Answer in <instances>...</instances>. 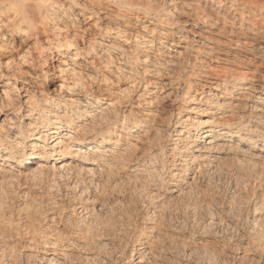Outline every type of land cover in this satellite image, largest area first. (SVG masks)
Listing matches in <instances>:
<instances>
[{
  "label": "rangeland",
  "instance_id": "1",
  "mask_svg": "<svg viewBox=\"0 0 264 264\" xmlns=\"http://www.w3.org/2000/svg\"><path fill=\"white\" fill-rule=\"evenodd\" d=\"M77 1L79 4L71 1L74 8L72 7L71 17L68 18L69 26L60 31L70 36L76 32L83 36L85 44L80 41L83 48L80 49L76 60L73 57L74 50L68 53L66 50L61 51H65L68 58L67 55L63 57L55 49L42 47L43 44H47L43 41L47 35L52 34L51 37L54 38L58 33H55L51 27L48 29L49 33H42L40 37L42 42L38 46L34 47L33 42L30 41V44L18 42L12 46L8 44L0 48V125H3L0 126L3 130L0 129V133L5 134L8 131L7 133L14 136L17 131L21 130L24 135L19 140L23 144H27L30 142L25 138L27 131L36 129L40 123L45 121V118L41 117L40 110H49L55 101H60L61 113L60 111L59 113L62 114L66 109L63 100L67 97L76 96L84 100L85 96L90 94L94 98L100 96L101 105L107 106L108 103L113 102L116 108L119 107V114H115L113 110L108 112L114 115L106 112L111 116L119 115L115 122L118 128L115 129L116 133L112 135L110 143H106L110 150L107 151V156L105 155L107 157L105 163L98 161L100 165H97L93 164L92 160L88 164H84L88 167L93 166L94 169H90L93 171L86 172V169L83 170L80 167L78 170V167L75 169L71 167V169L69 167L52 168L51 165L54 162L57 167L63 162L78 161L81 163L78 158L75 160L70 158L69 153H66L64 159L59 161L50 157L44 168H37L38 164L21 168L20 164L27 159L28 153H33V151L36 152V156H32V160L36 163L39 161L37 158L39 148L31 150L29 144L25 145V148L20 146L15 150V156L18 159L15 158L6 166L0 164V167L2 166L0 169V263L136 264L142 251L141 243L153 242V238H156L154 241L158 239L156 243L160 244H156V249H158L154 250L156 255L154 253L151 256L147 255L146 260L149 261V264L150 262L151 264H264V158L251 155L254 154L252 152L259 151L250 148L248 153L245 150L237 148L236 150L235 147L227 146L221 151L212 152L211 156H222V159L218 160L221 162L216 161L214 163L216 166L203 169L202 174L201 172L197 173L196 188L189 189L188 186L185 187L186 183L181 182L186 188L184 195L171 192L172 185L164 184L162 186L161 179H158L160 176L150 178L149 181L145 180L146 183L142 179L141 181L139 177L145 173V161L140 158L135 159L140 154L142 147H147L154 133L158 131L161 141H164L163 145H166V149H163L165 150L163 176L170 178L171 172H176V165L181 161L177 153L170 151L177 132L181 128L180 125H182L180 120L182 121V118L187 115L196 116L197 113L204 115L202 112L191 111V109L194 106L205 108L209 93L212 95L214 92L221 94L219 89H211L212 86H215L214 82L220 78L208 76L206 72H211L217 67L219 70L229 73L240 69L251 71L255 67L254 72H249L248 77L241 76L238 82L241 81L240 83L245 84L255 81L258 83L260 80L256 81V79L264 75V41L251 39V36L256 32L246 27L249 24L247 21L239 20L235 23L230 21L235 15L238 17L240 13L237 10L234 11L233 8L227 16L225 28H218L224 20L222 19L224 11L222 9L216 11L217 6L212 7L210 0H175V2L167 3L165 7H177L174 19H165L157 12L141 13L137 17L135 11L133 14L126 11L128 15H124L123 12L131 8L128 6L129 2H132L131 0ZM160 1L163 3L165 0ZM182 2H185V7ZM196 6L198 7L196 8ZM74 13L80 17V22L76 25L72 23ZM179 13L181 16H177ZM190 14L191 16H189ZM197 14L200 16L210 15L209 21L218 15V18H215L220 21L210 26L211 24L208 22L204 24L199 21ZM177 18L183 19V21L179 22ZM240 22L242 24H238ZM106 24L113 29L108 32L103 31ZM119 26L121 29L118 28ZM133 28H139L142 32L141 35L145 38H140ZM119 30H126V33L119 34ZM183 36L191 42H195L187 47ZM180 37L182 40L179 42ZM78 38L81 37L78 36ZM126 39L128 42L125 41ZM151 39H154V42L149 48L147 45H150V41L148 42V40ZM237 39L241 43L238 44ZM137 42L140 45H136ZM258 43L262 44V49L255 48ZM134 44L135 46H133ZM243 44H245L244 47ZM91 47L92 49H90ZM158 47L163 48L161 52ZM27 49L33 50V57L30 56L28 60L24 61L18 57V53L22 55ZM185 49L186 51H184ZM195 55L197 58L194 57ZM46 57H49L48 62L45 61ZM6 60H12L9 68L3 67L1 64ZM61 60H64V64H61ZM92 60L93 62H91ZM58 66L65 69L64 74L59 71ZM160 66H163L162 70L159 73L155 72V69ZM146 68L148 71L145 70ZM12 73H16V76H10ZM67 77L70 85L73 84L71 80L79 79L76 86L70 90L67 86L63 88L60 86L62 83L67 84V80H62ZM240 90L243 89L239 87V91H234L232 99L228 100L236 102L237 97L241 94ZM3 91L7 92L8 96H4ZM185 91L188 92V96H181ZM156 93L160 98L158 97L151 103L150 100ZM190 96L195 98L193 101L187 102L185 99ZM9 100H12L11 103ZM246 103H248L247 107L250 111L254 101L249 97L246 99ZM78 108H84V106L81 105ZM96 108L101 109L100 107ZM124 113L126 115L130 113L127 125H133L131 132L126 133L129 129L122 131L124 135L117 144L119 138L117 134L123 127ZM35 117H38L37 120ZM90 120L92 118L88 116L76 119L77 124L88 123ZM136 120L147 122L140 123L139 126L134 123ZM92 125H95L93 121L88 126H91L90 130L93 128ZM99 125L101 126L100 122ZM88 127L87 129H89ZM70 131L71 128L62 130V134ZM91 131L90 133H92ZM145 131L147 132L144 133ZM135 141L134 149L131 146L133 144L130 143ZM260 141L259 147L262 144ZM242 147L246 149L248 146L242 145ZM129 150L132 152L129 153ZM147 154L149 155L148 152L144 153L145 160L149 159L150 155ZM165 154L166 156H164ZM126 160L133 163H124ZM56 162L58 163L56 164ZM23 163H27L26 160ZM122 164H127V167L123 168ZM135 166L139 167L132 172L131 170ZM157 167L161 169L160 166ZM34 168L35 170L32 171ZM114 168L115 170H113ZM92 172L94 173L91 174ZM150 191L158 193V196L153 197L155 194L149 193ZM137 199L138 201H136ZM160 214L162 219L158 216ZM109 221L111 225H114V227L109 225L110 228L116 231L106 227ZM104 222L108 223L105 225ZM147 226H151V229ZM154 227H157V230L155 229L153 235L151 231ZM87 228L89 229L88 235ZM159 229L161 232L158 231ZM259 243L260 247H258ZM256 246L261 249L258 250ZM51 255L56 258L54 262H49L46 259Z\"/></svg>",
  "mask_w": 264,
  "mask_h": 264
},
{
  "label": "bare ground",
  "instance_id": "2",
  "mask_svg": "<svg viewBox=\"0 0 264 264\" xmlns=\"http://www.w3.org/2000/svg\"><path fill=\"white\" fill-rule=\"evenodd\" d=\"M74 1L75 3L79 4L77 0H0V48L5 47V45L11 44L14 45L18 42L25 43V44H30V41H32V45L38 46L39 43L42 42V33H49V28L51 27L56 35L55 37H51V35H47L44 42L47 44H43L42 47H47L48 49H55V51L59 52L63 57H65L70 51H75L74 54V59L79 56L80 51L82 50L83 46H81L80 41L82 44H85L83 36L79 33L73 32L74 35L70 36L68 34H63L60 32L61 30L67 28L68 25V18L71 17L70 15L72 14V7L74 4L71 2ZM132 2H129V5L131 8L126 9L125 12H123L124 15L126 14V11H130V13H137V17H139L138 14L141 13H153L157 12L160 16H164L165 19H174L175 18V9L177 8L176 6L174 8H168L165 7V5L171 2H175V0H165L163 3H161L160 0H131ZM179 1V0H178ZM177 1V2H178ZM181 1V0H180ZM190 1V0H189ZM88 2V1H87ZM104 2V1H103ZM213 6H217L216 11H220L222 9L224 13L222 14L224 19L221 24L218 26V28H225L226 25V19L228 14L230 13L231 9L233 8L234 11H239V16L231 19L230 21L235 23L236 21L239 22L241 20L242 22L247 21L249 24L248 27L249 29L253 30L256 32L253 36H251L252 40L256 41H264V0H210ZM90 3V2H89ZM88 3V4H89ZM183 3V2H182ZM185 3V2H184ZM183 3V4H184ZM87 4V3H86ZM93 4V3H92ZM5 5L13 6L10 8H6ZM110 5V4H109ZM172 5V4H171ZM177 5V4H176ZM179 5V4H178ZM90 6L91 3H90ZM107 6V5H106ZM192 6V4H191ZM195 6V5H194ZM180 7V6H179ZM185 7V4H184ZM193 7V6H192ZM198 6H196L197 8ZM74 8V7H73ZM93 8V7H92ZM95 8V7H94ZM99 8V7H98ZM97 8V9H98ZM182 9V7H180ZM203 8V7H202ZM117 9V8H116ZM192 9V8H191ZM190 9V10H191ZM203 10V9H201ZM78 11V10H77ZM81 11V10H80ZM192 11V10H191ZM211 11V10H210ZM222 12V11H221ZM200 13V12H199ZM219 13V12H217ZM235 13V12H234ZM118 14V13H117ZM116 14V15H117ZM180 14V13H179ZM177 16H181V14ZM203 14V13H202ZM201 14V15H202ZM210 14V12H209ZM214 14V13H212ZM211 14V15H212ZM130 15V14H129ZM151 15V14H150ZM191 16V14L189 15ZM194 16V15H193ZM218 16V15H217ZM215 16V17H217ZM230 16V15H229ZM74 19L72 23L75 25L80 22V17H77L76 14L74 13ZM141 17V16H140ZM198 20L204 22L210 23L209 25L212 26L216 24L217 22L220 21V19H217L214 17L213 20L209 21L210 15L207 16H200L197 14ZM124 18V17H123ZM146 18V17H145ZM189 18V17H188ZM231 18V17H229ZM151 19V18H150ZM160 19V18H158ZM164 19V20H165ZM119 20V19H118ZM183 21V19H181ZM179 18H177V21L181 22ZM192 20V19H191ZM124 22V21H123ZM187 22V21H184ZM183 22V23H184ZM129 23V21H128ZM207 23V24H208ZM238 24H242L241 22ZM73 25V24H72ZM80 25V24H79ZM107 25V24H106ZM103 27V31L108 32L109 30H112L113 28L107 26ZM149 25V24H148ZM150 28V26H147ZM241 27V26H240ZM245 27V26H244ZM71 28V27H70ZM121 29V26L118 27ZM144 28V27H143ZM170 28V27H169ZM183 28V27H181ZM79 29V28H78ZM124 29V28H123ZM152 29V28H151ZM127 30V29H126ZM126 30L120 31L119 34L126 33ZM133 30L140 36V38H145L142 34V32L139 30V28H133ZM145 32H148V30L143 29ZM157 30V29H155ZM247 30V29H245ZM52 31V30H51ZM193 31V30H192ZM206 31V30H205ZM69 32V31H68ZM72 32V31H71ZM153 32V31H152ZM241 32V31H240ZM243 32V31H242ZM246 32V31H245ZM128 33V32H127ZM133 33V32H132ZM154 33V32H153ZM195 33V32H194ZM61 34V36H60ZM72 34V33H71ZM104 34V33H103ZM134 34V33H133ZM193 34V33H192ZM247 34V33H246ZM44 35V34H43ZM95 35V34H94ZM129 35V34H128ZM167 35V34H166ZM183 35V34H182ZM248 35V34H247ZM9 36V37H8ZM81 37L80 39L78 38ZM130 36V35H129ZM136 36V35H135ZM186 36V35H185ZM183 36V41L185 40L187 43V47H190L191 43L195 41H190L188 38ZM250 36V35H249ZM119 37V36H118ZM122 37V36H121ZM123 39V38H122ZM192 39V38H191ZM214 39V38H213ZM233 39V38H232ZM242 39V38H241ZM121 40V39H120ZM126 39L125 41H127ZM166 40V39H165ZM182 40V37L179 38V42ZM193 40V39H192ZM198 40V39H197ZM234 40V39H233ZM88 41V40H87ZM150 41L149 48H151L154 39L148 40ZM184 41V42H185ZM114 42V41H113ZM121 42V41H120ZM128 42V41H127ZM147 42V43H148ZM161 42V41H160ZM236 42L239 44L241 43L240 40H236ZM252 43V41H250ZM169 43V42H168ZM247 43V42H245ZM257 43V42H256ZM88 44V43H87ZM95 44V43H94ZM126 44V43H125ZM155 44V43H154ZM202 44V43H201ZM264 44V43H263ZM31 45V46H32ZM138 44V42L136 43ZM205 45V44H204ZM108 46V45H107ZM135 46V44L133 45ZM245 44H243V47ZM247 46V45H246ZM32 47V48H34ZM73 47V48H71ZM186 47V49H187ZM199 47V46H198ZM214 47V46H213ZM242 47V46H241ZM7 48V47H6ZM22 48V46H21ZM30 48V47H29ZM96 48V47H95ZM143 48V47H142ZM145 48V47H144ZM148 48V47H147ZM159 51L164 48L158 47ZM184 48V47H183ZM240 48V47H239ZM253 48V47H252ZM257 49H262V44L258 43L256 45ZM10 49V48H9ZM8 49V50H9ZM81 49V50H80ZM92 49V47L90 48ZM106 49V48H105ZM186 49L184 51H186ZM198 49V48H197ZM14 50V48H13ZM62 50H66L61 52ZM146 50V49H145ZM149 50V49H148ZM180 50V49H179ZM32 49H27L24 54L20 55L21 53H18V57L24 61L28 60L30 56L33 57ZM86 51V50H85ZM5 52V51H4ZM165 52V51H164ZM252 52V51H251ZM9 53V52H8ZM45 53V52H44ZM52 53V52H51ZM135 53V52H134ZM159 53V52H158ZM181 53V52H180ZM185 53V52H184ZM194 53V52H193ZM198 53V52H197ZM125 54V53H124ZM167 54V53H165ZM164 54V55H165ZM169 54V53H168ZM183 54V51H182ZM3 56V55H2ZM46 56V55H45ZM68 56V55H67ZM172 56V55H171ZM174 56V55H173ZM180 56V54H179ZM178 56V57H179ZM31 57V58H32ZM52 57V56H51ZM148 57V56H147ZM146 57V58H147ZM195 58L196 55L194 56ZM37 58V57H36ZM40 58V57H39ZM69 58V56H68ZM160 58V57H159ZM194 58V59H195ZM199 58V57H198ZM49 57L45 58V61L48 62ZM67 59V58H66ZM125 59V58H124ZM134 59V58H133ZM181 59V58H180ZM203 59V58H202ZM244 59V58H243ZM246 59V58H245ZM32 60V59H31ZM65 60V59H64ZM64 60H61V64H64ZM72 60V59H71ZM76 60V59H75ZM146 60V59H145ZM149 60V59H147ZM154 60V59H153ZM201 60V59H200ZM12 60H6L5 62H2L1 64L3 67L9 68L10 63ZM136 61V60H135ZM198 61V60H197ZM202 61V60H201ZM250 61V60H249ZM253 61V60H251ZM45 62V63H46ZM93 62V60L91 61ZM96 62V61H95ZM181 62V61H180ZM178 63V62H177ZM182 63V62H181ZM208 63V62H207ZM255 63V61H254ZM257 63V62H256ZM15 64V63H14ZM100 64V63H99ZM138 64V63H137ZM145 64V63H144ZM149 64V63H148ZM151 64V63H150ZM149 64V65H150ZM155 64V63H152ZM159 64V63H158ZM259 64V63H258ZM103 65V64H102ZM156 65V64H155ZM163 65V64H162ZM144 66V65H143ZM201 66V65H198ZM12 67V66H11ZM15 67V66H14ZM19 67V65H18ZM139 67V66H138ZM163 67V66H162ZM162 67L160 66L159 68L155 69V72L159 73V71L162 70ZM202 67V66H201ZM211 67V66H210ZM217 67V66H216ZM17 68V67H16ZM59 71L61 73H65V69L63 67L58 66ZM142 68V67H141ZM151 68V67H150ZM154 68V67H153ZM251 68V67H250ZM255 68V67H254ZM251 70V71H243V70H234L232 72H227V71H222L219 70L218 67L217 69L211 70V72H206L208 76H213L220 78V80H217L214 82L215 86L210 85L211 89H219L221 91V94H218L216 92L211 93L210 96L206 99L208 101L207 105L205 108H202V106H194L191 111L195 112H202L204 115L201 113H197L196 116L192 115H187L186 117L182 118V123L181 128L177 132V137L174 139L175 141L173 142L174 145L171 147L170 151L172 153H177L178 156H180L179 163L176 165V172H171L170 178H166L163 176V170L165 169L163 164L164 159H163V150L166 145L164 144V141H161V137H159L158 131L154 133L153 138L151 139L150 143L147 145V147H142V150L140 154L137 155L135 159H142L145 161V167L143 173V176L139 177V179L143 181H149L150 178H155L158 177V179H161V185L163 186L164 184H169L172 185L173 187L171 188V192H178V195H184L185 193V187H189V189L196 188L197 184L196 182V176L197 173L201 174L203 173V169H206L208 167H213L216 161L222 159L221 155L211 156L212 152H215L217 150H222V148H225L227 146L235 147L238 150L242 149L245 152L249 151L248 149L251 148L255 149L259 152H252L254 154L251 155H257V156H263L264 158V75H261L256 79V81H259L258 83H255V81L250 82V83H245L242 84L238 82L240 80V77H248L249 72H254L256 69ZM4 69V68H3ZM99 69V68H98ZM149 69V67H148ZM146 68L145 70L148 71ZM152 69V68H151ZM208 69V68H207ZM236 69V68H235ZM260 69V68H259ZM2 70V69H1ZM13 70V69H12ZM205 70V69H204ZM226 70V69H225ZM6 71V70H5ZM9 71V70H7ZM17 71V70H16ZM22 71V70H20ZM67 71V69H66ZM75 71V70H74ZM122 71V70H121ZM154 71V70H153ZM199 71V70H198ZM18 72V71H17ZM25 72V71H24ZM119 72V71H117ZM164 72V71H163ZM139 73V72H138ZM141 73V72H140ZM23 74V73H22ZM77 74V73H76ZM75 74V75H76ZM145 74V73H144ZM143 74V75H144ZM163 74V73H162ZM251 74V73H250ZM8 75V74H7ZM125 75V74H124ZM206 75V74H205ZM10 76H16V73H12ZM9 76V77H10ZM3 77V76H2ZM20 77V76H19ZM74 77V76H73ZM96 77V76H95ZM140 77V75H139ZM143 77V76H142ZM146 77V76H145ZM205 77V76H204ZM72 78V77H71ZM76 78V77H75ZM78 78V77H77ZM118 78V77H117ZM4 79V78H3ZM69 80V78L62 79L63 81ZM74 79V78H72ZM91 79V78H90ZM96 79V78H94ZM243 79V78H242ZM6 80V79H5ZM62 83L60 86L63 88L64 86H67L68 89H72L76 84L79 82L78 80H71L73 83L70 85ZM144 80V79H143ZM147 80V79H146ZM145 80V81H146ZM254 80V79H253ZM9 81V80H8ZM86 81V80H85ZM92 81V80H91ZM96 81V80H95ZM107 81V80H106ZM144 81V82H145ZM212 81V80H211ZM11 82V81H10ZM89 82V81H88ZM147 82V81H146ZM91 83V82H90ZM88 83V84H90ZM111 84V83H110ZM8 85V84H7ZM115 85V84H114ZM85 86V85H84ZM83 86V87H84ZM16 87V86H15ZM79 87V86H78ZM240 96H238L236 102L234 100L229 101L228 99H232V94L234 91H239ZM91 88V87H90ZM120 88V87H119ZM154 88V87H153ZM87 89V88H86ZM84 89V90H86ZM138 89V88H137ZM163 89V88H162ZM189 90V89H188ZM113 91V90H112ZM134 91V90H133ZM161 91V90H160ZM74 92V91H73ZM125 92V91H124ZM4 96L7 95L5 91H3ZM76 94V93H75ZM79 95V94H78ZM122 95V94H121ZM159 94H155L154 97L150 100L151 103L153 100H156L159 96ZM8 96V95H7ZM180 96V95H179ZM181 96H188V92L185 91L184 93L181 94ZM180 96V97H181ZM207 96V95H206ZM35 97V96H34ZM126 97V95H125ZM130 97V96H129ZM250 97L251 100L254 101L253 108L248 110V103H246V99ZM8 98V97H7ZM11 98V97H10ZM93 98V100H92ZM118 98V97H117ZM120 98V97H119ZM160 98V97H159ZM162 98V97H161ZM172 98V97H171ZM176 98V97H175ZM195 97L190 96L189 98L185 99L187 102L193 101ZM221 98V99H220ZM131 99V98H129ZM181 99V98H180ZM46 100V99H45ZM48 100V99H47ZM163 100V99H162ZM12 100H9L11 103ZM64 101V106L66 109L61 113V105L60 101H55L53 103V106L51 109L44 111L45 109L40 110L41 117L45 118V121L43 123H40L39 127L36 129H33L31 131H27L25 138L26 140H29L30 142L27 144H23V142L19 139L24 135V132L19 130L15 133L14 136L10 135L9 133H0V156L2 158V161L0 164L2 165H9V163L13 160H15L16 152L15 150L18 149L20 146H23L25 148V145L31 146V150H39V154L37 155L39 161L36 163L35 161L32 160V156H36V152L33 151V153H28V157L26 160H23L22 164H20L21 168H26L30 167L31 164H38V167H43L46 165V162L50 159V157H53L56 161L63 160L64 157L66 156V153H69L71 156L70 158H73L74 160L78 158L80 162H74L72 161H67L68 163L63 162V164H60L58 167L55 165V162L51 165L52 168H67L71 167L72 169L75 167L77 170L80 168L86 169V172L93 171L90 169H94L93 166H84V164H88L90 161H94L93 164H98V161H102L105 163V158H107L106 154L108 148L106 143H110V140L112 139V135L116 133V118L119 115L111 116L110 114L114 115L113 113H110L108 111H115V114H119V107L116 108L114 106V103H108L107 106L101 105V97H93L92 94L85 96L84 100H82L79 97H74V96H69L67 99L63 100ZM101 101V102H100ZM185 101V102H186ZM201 101V100H199ZM198 101V102H199ZM106 102V101H105ZM8 103V102H7ZM130 103V102H129ZM81 105L84 106V108H78ZM104 106V107H103ZM161 106V105H160ZM250 106V105H249ZM3 107V106H2ZM68 107V108H67ZM95 107H100L101 109H98ZM111 107V108H110ZM6 108V107H5ZM9 108V107H8ZM89 108H92L89 110ZM110 109V110H109ZM180 110V107H178ZM182 109V108H181ZM5 110V109H4ZM34 110V109H33ZM150 110V109H149ZM175 110V109H174ZM173 110V111H174ZM60 111V113H59ZM156 111L157 108H156ZM110 114H107V113ZM160 112V111H159ZM179 112V111H178ZM38 113V112H37ZM133 113V112H132ZM131 113V114H132ZM146 113V112H145ZM156 113V112H154ZM173 113V112H172ZM174 114V113H173ZM130 115V113H129ZM129 115H126L125 113L123 114L124 116V121H123V127L118 132V139H117V144H119V141L121 137L124 135L122 131L128 130L126 133L131 132L130 130L132 129V125H127V120L129 118ZM134 115V114H133ZM141 115V114H140ZM160 115V114H158ZM171 115V114H170ZM179 115V114H178ZM81 116H88L91 117L92 120L90 122H85V123H80L77 124L76 119ZM138 117V116H137ZM144 117V116H143ZM38 117H35V119ZM160 118V117H159ZM180 118V116H179ZM135 119V118H134ZM137 119V118H136ZM147 119V118H146ZM34 120V119H33ZM37 120V119H36ZM41 120V119H39ZM43 120V119H42ZM95 124L96 126L99 125V122L101 123V126L99 125L96 127L95 125H92L93 128L90 127L89 124L92 123ZM3 122L4 119H3ZM2 122V123H3ZM41 122V121H40ZM147 122L144 120H136L134 121L135 124H138L140 126V123ZM98 123V124H97ZM103 123V124H102ZM109 123V124H108ZM129 123V122H128ZM153 123V122H152ZM37 124V123H36ZM150 124V123H149ZM175 124V123H174ZM7 126V124H5ZM38 125V124H37ZM136 125V126H138ZM1 127L3 126L2 124L0 125ZM18 126V125H17ZM122 126V125H121ZM135 126V125H134ZM0 127V129H1ZM87 127L89 129H87ZM12 128V127H11ZM68 128H71V131L68 133H63L62 130H66ZM159 128V127H158ZM9 129V128H8ZM27 129V128H26ZM143 129V128H142ZM165 129V128H164ZM90 130L92 133H90ZM151 130V129H149ZM1 131H3L1 129ZM148 131V130H147ZM145 131L144 133H146ZM74 132V133H72ZM160 132V131H159ZM162 132V131H161ZM94 134V135H92ZM161 134V133H160ZM164 135V134H163ZM145 136V135H144ZM99 138V139H94V138ZM139 137V136H138ZM163 137V136H162ZM166 137V136H165ZM163 139V138H162ZM166 139V138H165ZM35 140V141H33ZM150 140V138H149ZM169 140V139H168ZM171 140V139H170ZM259 140L262 142L261 146L259 147ZM137 141V140H136ZM136 141L133 143L131 142L130 144L133 148L136 145ZM144 141V140H143ZM235 142V143H231ZM248 146L246 149L242 147ZM131 147V150H132ZM23 148V149H24ZM33 148V149H32ZM86 148V149H84ZM110 148V147H109ZM21 149V148H20ZM130 149V148H129ZM135 149V148H134ZM141 149V148H140ZM166 149V148H165ZM236 149V150H237ZM22 150V149H21ZM74 150V151H73ZM127 150V149H126ZM224 150V149H223ZM234 150V149H233ZM18 151V150H17ZM242 151V152H243ZM19 152V151H18ZM126 152V151H125ZM132 152L129 150V153ZM149 153V159L145 160L143 157L144 153ZM240 152V151H239ZM20 153V152H19ZM171 153V154H172ZM249 153V152H248ZM123 154V153H122ZM125 154V153H124ZM128 155V152L126 153ZM106 155V156H105ZM109 155V154H108ZM121 155V154H120ZM119 156V155H118ZM117 156V157H118ZM166 156V154L164 155ZM132 157V156H130ZM233 157V156H232ZM133 158V157H132ZM223 158L224 155H223ZM18 159V158H16ZM166 159V157H165ZM248 159V158H247ZM253 159V158H252ZM54 160V161H55ZM70 160V159H69ZM128 160V159H127ZM124 161L125 162H132V161ZM134 160V159H131ZM22 161V160H21ZM227 161V160H226ZM40 162V163H39ZM139 162V161H138ZM137 162V163H138ZM166 162V161H165ZM172 162V161H171ZM219 162V161H218ZM221 162V161H220ZM219 162V163H220ZM58 162H56L57 164ZM79 163V164H78ZM133 163V162H132ZM143 163V162H141ZM18 164V163H17ZM111 164V163H110ZM160 164V165H158ZM19 165V164H18ZM104 165V164H103ZM218 165V164H217ZM48 166V165H47ZM46 166V167H47ZM105 166V165H104ZM103 166V167H104ZM127 167V164H122V167ZM157 166H160L161 169H158ZM166 166V165H165ZM113 167V166H112ZM139 166H135L131 171L134 172L136 168ZM159 167V168H160ZM175 167V166H173ZM2 166L0 167V169ZM4 168V167H3ZM70 168V169H71ZM101 168V167H100ZM119 168V167H118ZM6 169V168H5ZM20 170V169H19ZM35 168L32 170L34 171ZM61 170V169H60ZM68 170V169H67ZM81 170V169H80ZM82 170V171H83ZM115 170V168L113 169ZM9 171V170H8ZM37 171V170H36ZM39 171V170H38ZM143 171V172H144ZM205 171V170H204ZM4 172V171H3ZM114 172V171H113ZM117 172V171H116ZM115 172V173H116ZM36 173V172H34ZM79 173V172H78ZM92 172L91 174H93ZM111 173V172H110ZM41 174V173H40ZM88 174V173H87ZM136 174V173H135ZM34 175V174H33ZM165 175V173H164ZM87 176V175H86ZM113 176V175H112ZM129 176V175H128ZM168 176V175H167ZM138 177V176H136ZM191 177V178H190ZM199 177V176H198ZM128 178V177H127ZM191 180H190V179ZM132 179V178H131ZM157 179V178H156ZM136 180V179H135ZM138 180V178H137ZM139 180V181H140ZM141 180V181H142ZM151 180V179H150ZM182 180V181H181ZM145 181V183H146ZM186 183V186L183 187L182 183ZM144 183H142L143 185ZM119 185V184H118ZM145 185V184H144ZM185 185V184H184ZM190 185V186H189ZM110 186V185H109ZM114 186V185H113ZM120 186V185H119ZM146 186V185H145ZM143 186V187H145ZM106 187V186H105ZM139 187V186H138ZM141 187V186H140ZM199 187V186H198ZM113 188V187H112ZM136 188V187H135ZM148 188V187H147ZM201 188V187H200ZM199 189V188H198ZM121 190V189H119ZM197 190V189H196ZM169 191V190H168ZM193 191V190H192ZM195 191V190H194ZM198 191V190H197ZM147 192V191H146ZM187 192V191H186ZM190 192V191H189ZM109 193V192H108ZM142 193V192H141ZM149 193L155 194L153 197L156 198L158 196V193H152L150 191ZM184 193V194H183ZM157 194V195H156ZM196 194V193H195ZM125 195V194H124ZM148 195V194H147ZM150 195V194H149ZM164 195V194H163ZM106 196V195H105ZM131 196V195H130ZM152 196V195H151ZM150 196V198H151ZM162 196V195H161ZM167 196V195H166ZM191 196V195H190ZM200 196V195H199ZM172 197V196H171ZM161 198V197H160ZM170 198V197H169ZM183 198V197H182ZM196 198V197H195ZM199 198V197H198ZM154 199V198H153ZM152 200V198H151ZM159 200V199H158ZM198 200V199H197ZM196 200V201H197ZM214 200V199H213ZM138 201V199L136 200ZM199 201V200H198ZM97 202V201H95ZM165 202V201H164ZM94 203V202H93ZM170 203V202H169ZM168 203V204H169ZM129 204V203H128ZM199 204V203H198ZM154 205V204H153ZM146 206V204H145ZM107 207V206H106ZM149 207V206H148ZM143 208V207H142ZM100 209V208H99ZM124 209V208H123ZM112 210V209H111ZM122 210V209H121ZM128 211V210H127ZM149 211V210H148ZM93 212V211H92ZM97 212V211H96ZM136 213V212H135ZM153 213V212H152ZM94 214V212H93ZM112 214V213H110ZM108 215V214H106ZM105 215V218H106ZM143 215V214H142ZM151 215V214H150ZM100 216V215H98ZM110 216V215H109ZM114 216V214H113ZM112 216V217H113ZM137 216V215H136ZM159 217L162 216L161 214L158 215ZM157 216V217H158ZM122 217V216H121ZM134 217V216H133ZM158 217V218H159ZM96 218V217H95ZM127 218V217H126ZM132 218V216H131ZM161 218V217H160ZM162 219V218H161ZM107 220V219H106ZM109 220V219H108ZM123 220V219H122ZM131 220V219H130ZM129 220V221H130ZM97 221V220H96ZM104 221V220H103ZM116 221V220H115ZM152 221V220H151ZM102 222V221H101ZM114 223V220L112 221ZM144 222V221H143ZM95 223V222H94ZM105 225L108 222H104ZM126 223V222H125ZM76 224V223H75ZM121 224V223H120ZM159 224V223H158ZM77 225V224H76ZM104 225V224H103ZM112 225L109 224L106 227ZM125 225V224H124ZM128 225V224H127ZM121 226V225H120ZM141 226V225H140ZM83 227V226H82ZM89 227V226H88ZM114 227V225H113ZM127 227V226H126ZM136 227V226H135ZM150 228L149 226H147ZM159 227V226H158ZM103 228V227H102ZM123 228V227H122ZM157 227H154L152 229V234L154 231H156ZM92 229V228H91ZM108 229V228H107ZM111 229V228H110ZM132 229V228H131ZM151 229V228H150ZM156 229V230H155ZM264 229V228H263ZM89 229L87 228V231ZM113 230V229H111ZM120 230V228H119ZM148 230V229H147ZM80 231V229H79ZM85 231V228H84ZM116 231V230H113ZM127 231V230H125ZM143 231V230H142ZM160 231V229L158 230ZM259 231V230H258ZM82 232V231H81ZM97 232V231H96ZM102 232V231H101ZM119 232V231H118ZM161 232V231H160ZM85 233V232H84ZM103 233V232H102ZM100 233V234H102ZM123 233V231H122ZM127 233V232H126ZM264 233V232H263ZM89 234V231L87 232V235ZM138 234V233H137ZM142 234V233H141ZM162 234V233H161ZM61 235V234H60ZM107 235V234H106ZM151 235V233H150ZM154 235V234H153ZM157 235V234H156ZM259 235V234H258ZM146 236V235H145ZM256 236V235H255ZM90 237V236H87ZM158 237V236H157ZM82 238V237H81ZM113 238V237H112ZM111 238V239H112ZM116 238V237H115ZM118 238V237H117ZM261 238V237H260ZM96 239V237H95ZM154 240L156 238H153ZM160 239V237H159ZM124 240V239H123ZM151 242V241H145L141 243L142 245V251L139 255V259L136 262V264H149L146 260L147 255L150 254V256L154 253V250L157 248L156 241ZM262 240V239H260ZM71 241V240H70ZM84 241V240H83ZM122 241V239H121ZM90 242V241H89ZM140 242V241H139ZM7 243V242H6ZM254 243V242H253ZM2 244V243H1ZM234 244V243H233ZM255 244V243H254ZM253 244V246H255ZM10 245V244H9ZM47 245V244H46ZM45 245V246H46ZM87 245V244H86ZM90 245V244H89ZM260 247V243L258 244ZM5 246V245H4ZM11 246V245H10ZM56 246V244H55ZM54 246V247H55ZM97 246V245H96ZM160 246V245H159ZM158 246V247H159ZM180 246V245H179ZM251 246V245H250ZM252 246V247H253ZM12 247V246H11ZM17 247V246H16ZM77 247V246H76ZM117 247V246H116ZM257 247V246H256ZM257 249H261L258 248ZM18 248V247H17ZM78 248V247H77ZM82 248V247H81ZM100 248V247H99ZM104 248V247H103ZM10 249V248H9ZM59 249V248H58ZM62 249V248H60ZM70 249V248H69ZM161 249V248H160ZM14 250V247H13ZM17 250V249H16ZM99 250V249H98ZM102 250V249H101ZM104 250V249H103ZM158 250V249H156ZM162 250V249H161ZM183 250V249H182ZM207 251V250H206ZM7 252V251H6ZM15 252V251H14ZM45 252V251H44ZM49 252V251H48ZM156 252V251H155ZM259 252V251H258ZM16 253V252H15ZM47 253V252H46ZM63 253V252H61ZM182 253V251H181ZM263 253V252H262ZM11 254V253H10ZM17 254V253H16ZM49 254V253H48ZM55 254V253H54ZM64 254V253H63ZM155 254V253H154ZM57 255V254H56ZM66 255V253H65ZM156 255V254H155ZM154 255V256H155ZM191 255V254H190ZM214 255V254H213ZM207 256V255H206ZM210 256V255H209ZM248 256V255H246ZM69 257V256H68ZM67 257V258H68ZM156 257V256H155ZM159 257V256H158ZM167 257V256H166ZM211 257V256H210ZM18 258V257H17ZM82 258V257H81ZM150 258V257H149ZM46 259L51 261H55L56 258L51 256L46 257ZM216 259V258H215ZM251 259V258H250ZM44 260V259H43ZM130 261V260H129ZM132 261V260H131ZM130 261V262H131ZM152 261V260H150ZM211 261V260H210ZM61 262V261H60ZM128 262V261H127ZM156 262V261H155ZM244 262V261H243ZM153 263V262H152ZM1 264V263H0ZM53 264V263H52ZM57 264V263H56ZM107 264V263H106ZM151 264V262H150Z\"/></svg>",
  "mask_w": 264,
  "mask_h": 264
},
{
  "label": "clouds",
  "instance_id": "3",
  "mask_svg": "<svg viewBox=\"0 0 264 264\" xmlns=\"http://www.w3.org/2000/svg\"><path fill=\"white\" fill-rule=\"evenodd\" d=\"M6 8H10V7H13V6H9V5H5Z\"/></svg>",
  "mask_w": 264,
  "mask_h": 264
}]
</instances>
